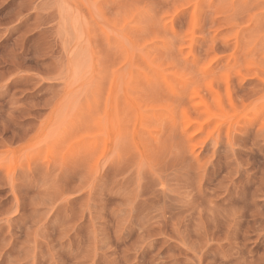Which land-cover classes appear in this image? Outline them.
Here are the masks:
<instances>
[{"label":"rangeland","instance_id":"rangeland-1","mask_svg":"<svg viewBox=\"0 0 264 264\" xmlns=\"http://www.w3.org/2000/svg\"><path fill=\"white\" fill-rule=\"evenodd\" d=\"M0 264H264V0H0Z\"/></svg>","mask_w":264,"mask_h":264}]
</instances>
